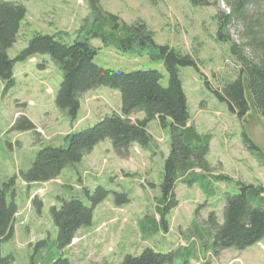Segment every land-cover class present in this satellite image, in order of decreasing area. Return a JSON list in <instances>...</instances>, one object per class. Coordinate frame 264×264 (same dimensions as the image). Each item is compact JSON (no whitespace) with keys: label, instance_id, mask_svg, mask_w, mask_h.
Masks as SVG:
<instances>
[{"label":"rangeland","instance_id":"1","mask_svg":"<svg viewBox=\"0 0 264 264\" xmlns=\"http://www.w3.org/2000/svg\"><path fill=\"white\" fill-rule=\"evenodd\" d=\"M0 1L20 4L27 12L17 42L9 51L10 58L25 49L35 34L69 42L93 19L86 0ZM99 7L117 19L116 28H104V32L119 37L123 26L144 25L156 45L196 61L197 71L182 68L179 76L189 109L188 126L211 138L206 157L211 174L204 184L214 194L209 197L200 184L190 188L178 184L174 190L177 207L166 217V230L141 231V221L159 222L155 207L169 153V130H161L156 122L148 126L152 137L149 150L134 145L128 157L120 159L105 141L54 181L34 185L21 181L20 174L29 169L40 149L62 146L67 135L94 126L121 107L117 92L99 88L82 97L77 117L70 122L54 106L62 79L59 68L48 57H33L15 65L11 90L3 93L0 85V185L15 178L17 207L13 237L1 244V255L10 256L11 264H53L60 257L70 264H121L125 257H139L149 249L171 255L170 264H264V240L243 251L213 254L212 232L206 224L211 214L222 224L225 198L239 193L238 183L264 186V124L260 117L252 111L237 119L205 88L209 84L218 89L236 79L239 71L229 45L216 40V15H228V7L218 1L215 7L194 8L188 0H99ZM240 30L229 27L227 31L237 45L241 44ZM90 44L97 52L94 63L98 67L124 73L155 70L164 76L162 85H167L163 64L151 61L147 51L122 52L113 43L106 45L98 39ZM39 65L44 70H39ZM20 118L33 124L34 130L11 131ZM136 118L143 116L132 117ZM243 136L257 152L245 148ZM218 176L229 181L218 180ZM97 187L125 194L128 202L116 206L109 196L94 209L91 226L80 229L70 247L60 252L50 209L59 207L58 198L73 196L88 207L82 192L86 189L92 193ZM35 201L42 206L39 214L33 207Z\"/></svg>","mask_w":264,"mask_h":264},{"label":"trees","instance_id":"2","mask_svg":"<svg viewBox=\"0 0 264 264\" xmlns=\"http://www.w3.org/2000/svg\"><path fill=\"white\" fill-rule=\"evenodd\" d=\"M153 2L154 0H149ZM222 1L229 9L228 15L217 14L216 40L229 45V52L239 66L236 79L224 82L218 89L205 84L214 98L224 104L229 114L244 119L254 111L264 124V0H188L194 8L215 7ZM93 12V19L81 28L76 38L69 42L55 36L35 34L25 49L10 58L9 51L17 42L26 17V9L17 3L0 1V85L3 93L15 86L14 67L33 57H48L60 70L62 79L55 95L54 106L70 122L75 121L82 97L99 88L115 91L120 96L121 107L98 121L94 126L73 132L63 139L59 147L45 146L40 149L29 169L20 174L27 185L44 184L56 180L66 169H73L100 143L108 141L116 157H128L129 150L136 145L149 150L152 137L148 126L156 122L161 130H169V153L163 164L161 197L155 211L159 222L144 220L139 223L143 232L166 230V217L177 207L174 190L178 184L188 188L200 184L209 197L214 192L206 188L211 169L206 161L210 136L200 135L190 120L187 99L182 88L179 70L192 68L197 71L196 61L167 46H158L144 25L123 26L121 36L104 32V28H116L117 19L102 13L99 0H86ZM240 28L241 44L231 42L228 28ZM98 39L106 45L113 43L122 52L138 49L147 51L151 61L163 64L167 85H162L164 76L155 70L124 73L98 67L94 63L97 55L90 41ZM44 70L43 65L38 66ZM143 118L132 119L135 115ZM33 124L25 118L18 119L11 127L13 132H30ZM247 150L256 147L243 136ZM257 157H260L258 154ZM218 180L227 178L218 176ZM15 178L0 185V246L13 237L17 207L14 197ZM239 193L226 196L222 224L214 214L209 216L207 226L212 232L213 254L228 250L243 251L264 240V186L238 183ZM82 194L87 199L86 207L76 196L58 198L59 207L50 209L52 222L57 230L56 245L60 252L67 249L75 234L92 223L94 209L112 196L116 206L128 202L125 194L106 191L101 187L92 193L86 189ZM40 213L42 206L32 202ZM171 255L144 250L139 257H125L121 264H170ZM10 256L0 253V264H11ZM53 264H70L63 257Z\"/></svg>","mask_w":264,"mask_h":264},{"label":"crops","instance_id":"3","mask_svg":"<svg viewBox=\"0 0 264 264\" xmlns=\"http://www.w3.org/2000/svg\"><path fill=\"white\" fill-rule=\"evenodd\" d=\"M88 94V93H87ZM86 95V94H85Z\"/></svg>","mask_w":264,"mask_h":264}]
</instances>
